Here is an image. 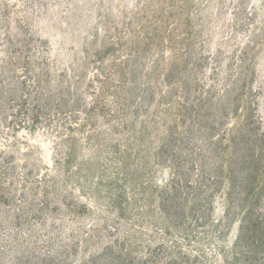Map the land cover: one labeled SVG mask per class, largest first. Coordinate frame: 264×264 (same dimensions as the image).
<instances>
[{"label": "rangeland", "instance_id": "374dc122", "mask_svg": "<svg viewBox=\"0 0 264 264\" xmlns=\"http://www.w3.org/2000/svg\"><path fill=\"white\" fill-rule=\"evenodd\" d=\"M0 264H264V0H0Z\"/></svg>", "mask_w": 264, "mask_h": 264}]
</instances>
